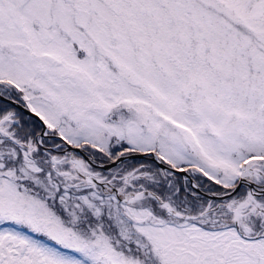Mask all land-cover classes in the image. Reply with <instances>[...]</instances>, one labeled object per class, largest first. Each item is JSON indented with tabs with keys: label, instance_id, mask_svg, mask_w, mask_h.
<instances>
[{
	"label": "snow or ice",
	"instance_id": "1",
	"mask_svg": "<svg viewBox=\"0 0 264 264\" xmlns=\"http://www.w3.org/2000/svg\"><path fill=\"white\" fill-rule=\"evenodd\" d=\"M0 264H264V0H0Z\"/></svg>",
	"mask_w": 264,
	"mask_h": 264
}]
</instances>
